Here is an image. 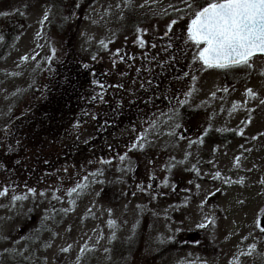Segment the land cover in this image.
<instances>
[{"label":"rangeland","instance_id":"obj_1","mask_svg":"<svg viewBox=\"0 0 264 264\" xmlns=\"http://www.w3.org/2000/svg\"><path fill=\"white\" fill-rule=\"evenodd\" d=\"M77 4L0 0V191L8 189L0 197V264H264L257 227L264 215V57H254L251 68L204 70L186 42L190 20L176 11L182 0H93L72 28ZM5 33L16 36L5 42ZM71 41L97 97L95 117L105 107L127 112L138 101L142 109L130 110L127 125V117H115L113 130L91 120L58 139H33L21 127L14 136V125L66 65ZM176 56L194 64L190 76L182 80L175 70L176 82L160 79L157 92L139 96ZM141 136L143 150L133 148ZM201 137L203 144L192 143ZM77 184L87 187L69 197ZM13 196L28 198L13 203ZM146 208L156 215L151 221ZM207 220L215 224L198 227Z\"/></svg>","mask_w":264,"mask_h":264},{"label":"snow or ice","instance_id":"obj_2","mask_svg":"<svg viewBox=\"0 0 264 264\" xmlns=\"http://www.w3.org/2000/svg\"><path fill=\"white\" fill-rule=\"evenodd\" d=\"M184 8H178L176 11L183 12L188 16L190 22L186 28V42H190L197 52L193 55V62L199 61L204 70L208 69H220L229 70L232 68H251L254 57H264V0H206V3L201 4L200 0H182ZM167 11V10H165ZM3 15L7 16L8 13ZM181 16L180 19H183ZM44 20H48V15L45 14ZM177 20L173 19L168 26V31H172V25H175ZM4 41V36L0 34V42ZM103 44V41H101ZM145 41L139 40V45L143 47ZM106 48L107 45H104ZM155 47V45H153ZM95 59V57H93ZM23 60L27 61L28 57H23ZM264 75V73H262ZM195 79V77H192ZM99 87L103 88V84H99ZM227 92V89H224ZM191 93H186V96H190ZM246 95L251 99H256V93L252 89H248ZM97 97H92L96 99ZM103 99V96H100ZM260 104L264 105V99H261ZM181 105L186 104L187 100L180 102ZM237 108L236 104H233V110ZM95 119V117H93ZM181 125L176 123L174 128H179ZM211 129L205 130L204 136H207ZM217 131H222L218 129ZM243 135L241 131L239 133ZM168 135L174 136L175 131L169 132ZM146 137L141 136L139 140L133 145V148L139 147L143 150V143ZM204 140L201 137L197 141L192 143L203 144ZM191 146V145H190ZM127 157L120 156V160L124 161ZM101 164H109L110 161L101 160ZM239 158H237V164ZM193 171H197L195 168ZM92 176L103 175V172L91 173ZM197 175L199 172L197 171ZM220 172H216L213 175V179L220 178ZM87 179V177L85 178ZM103 183V181H99ZM226 183H232L229 179L225 180ZM237 183L243 184V180L237 181ZM264 183V181H261ZM87 187V184H77L75 187L68 191V196L71 197L74 193L79 194L82 188ZM150 187V186H149ZM199 187V185H197ZM8 189L5 188L0 191V197L7 195ZM29 193L36 195L35 189H29ZM40 196H44L45 193H39ZM27 196H13L12 201L15 203L19 200L27 199ZM52 199L59 200V197L53 194ZM74 203V201H70ZM65 212L68 209H64ZM115 221H109V226H114ZM214 220H207V223H201L198 225L200 228H206L208 225H214ZM257 227L264 233V227H260V223L257 222ZM163 243V239L160 241ZM69 249L64 248L62 251L67 252ZM85 249H81V252H85ZM255 251V245H253L247 253H241V255H251ZM237 264V262H233Z\"/></svg>","mask_w":264,"mask_h":264},{"label":"trees","instance_id":"obj_3","mask_svg":"<svg viewBox=\"0 0 264 264\" xmlns=\"http://www.w3.org/2000/svg\"><path fill=\"white\" fill-rule=\"evenodd\" d=\"M92 1L93 0H83L81 2L79 0V5L77 4V8L75 9V13L78 14V17L75 19V21H73L74 23H68L71 24L72 28L77 27V23H79V16L81 17L84 12L81 7L83 5L86 7ZM5 35L7 36L5 42L16 36L13 35L9 37L7 33H5ZM67 54L69 60H67V63H65L66 65L63 66L62 70L53 77L51 82L46 85L43 90V94L40 96L41 99L39 98L38 101L33 103L27 112H25V114L21 117V119L17 121L16 125H14V136H17L16 131L18 130L16 127H21V129H25L26 133L31 134L33 139H58L62 138L64 135L71 136L73 129L84 124L86 121L91 120L95 123L94 125L98 126L100 129L107 128V130H113L114 127H118L120 125L119 123H113L115 117H127L125 120L119 119V122L124 120L123 123L127 125L133 120L130 118L134 116L130 113V110L135 111V109H137V111L140 112V109H142L144 102L138 101L135 104L127 105L129 107L127 112H124L122 108L123 106H119L117 110L111 109L110 107H105V113L99 118L95 117L93 114L95 111L94 108L96 106L94 105L97 103L95 99H92L90 94L89 72L86 71L78 61L74 53L72 41L68 43ZM176 58H178V61ZM174 59L175 61L172 63L169 62L168 58L166 62H163L165 69L168 70L167 73L163 71L161 76H159L160 73L158 75H154L152 77V79H154H151V84L147 85L146 88L142 87L141 85L140 88L137 89L139 96H145L147 94L157 92L163 81L164 83L165 81H170V85L173 82H176L174 76H172L174 75L175 70L182 74L180 76V79L182 80L187 79L190 76L187 67H189L190 71H192L191 68H194V64L192 66L189 65L185 67L186 63L182 56H176ZM160 79H162V82H160ZM147 88L149 89L146 91L145 89ZM93 117H95V119H93ZM26 133L22 135V132H20L18 137H22L24 138L23 140H25L27 139ZM146 209L145 218L147 216L151 221V219L156 217V215L149 208ZM206 245L209 247V250L211 248H216L214 247L212 240L208 237L206 240ZM169 250L171 251L173 248H170ZM211 250L213 251V249ZM215 250L216 249H214V251ZM163 251H165V249H163Z\"/></svg>","mask_w":264,"mask_h":264},{"label":"water","instance_id":"obj_4","mask_svg":"<svg viewBox=\"0 0 264 264\" xmlns=\"http://www.w3.org/2000/svg\"><path fill=\"white\" fill-rule=\"evenodd\" d=\"M263 220H264V216L261 218V222H260L262 227H264Z\"/></svg>","mask_w":264,"mask_h":264}]
</instances>
